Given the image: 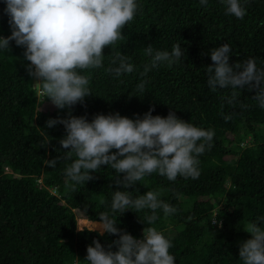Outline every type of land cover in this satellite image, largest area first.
Listing matches in <instances>:
<instances>
[{"label":"trees","instance_id":"obj_1","mask_svg":"<svg viewBox=\"0 0 264 264\" xmlns=\"http://www.w3.org/2000/svg\"><path fill=\"white\" fill-rule=\"evenodd\" d=\"M136 2L135 17L122 30L124 40L104 48L102 67L81 73L91 77V94L71 109H57L36 93L22 46L10 41L9 51L0 50V264H88L86 248L94 239L107 247L118 238L76 228V219L96 221L101 212L137 239L145 227L157 228L171 241L175 264H242L240 243L251 238L244 228L251 222L264 228V108L248 86L235 89L240 94L229 103L234 89L212 91L207 84L209 52L223 43L232 49L230 64L254 58L264 69V0H240L243 19L226 14L221 0H208L207 7L200 0ZM5 7L0 0V36L7 37ZM177 43L185 53L180 61L141 75L151 60L145 54L149 44L171 52ZM117 53L128 58L133 72L117 77L105 71L117 66L111 63ZM141 82L143 92L137 88ZM150 108L153 115L174 111L214 131L211 148L198 156L197 179L170 181L153 173L118 189L120 174L101 166L83 186L66 187L65 169L72 161L59 142L66 132L60 123L48 127L49 118H66L70 111L89 121L97 113L116 112L135 119ZM53 158L56 164L50 167ZM115 190L130 191L132 198L158 191L176 212L157 209L151 225L143 222L152 214L148 209L113 213Z\"/></svg>","mask_w":264,"mask_h":264},{"label":"clouds","instance_id":"obj_2","mask_svg":"<svg viewBox=\"0 0 264 264\" xmlns=\"http://www.w3.org/2000/svg\"><path fill=\"white\" fill-rule=\"evenodd\" d=\"M221 3L226 6V14L238 19L246 15L240 0ZM4 4L11 34L0 36V50L9 51L10 41L24 48L29 76L40 83L41 96L57 109L83 104L91 94L88 87L91 77L81 73L103 66L104 48L124 40L122 30L138 10L136 0H4ZM200 4L207 7L208 0H200ZM231 51L223 43L209 52L212 61L207 66L209 88L216 91L230 86L234 91L229 103H233L240 94L235 89L248 86L255 90L253 99L264 108V69L257 67L254 58L230 64ZM145 54L151 60L144 65L141 75L161 64L171 67L185 55L179 43L172 46L171 52L154 50L149 44ZM127 61V57L117 53L111 60L117 66L105 71L117 77L131 73L134 66ZM137 88L143 92L144 83ZM152 111L150 108L135 119L116 112L97 113L89 121L85 116L71 115L70 111L66 118H49L48 127L60 123L66 132L59 141L67 150L66 159L72 161L65 169L70 181L66 187L74 191L76 185L83 186L101 166H110L120 174L115 179L118 189H127L153 173L170 181L178 176L197 179L198 156L211 148L214 131L194 126L177 117L174 111L166 116L153 115ZM48 164L54 167L56 159L48 160ZM160 195L158 191H146L132 198L130 191L115 190L111 209L120 215L125 210H151L152 214L143 221L151 225L158 219L157 209H162L165 215L176 212ZM116 225L107 212L99 213V221L88 231L114 234L118 238L107 247L94 239L86 248L88 264H175V257L169 252L172 243L157 228L145 227L143 238L137 239ZM244 230L251 238L240 243L242 264H264V228L251 222Z\"/></svg>","mask_w":264,"mask_h":264},{"label":"rangeland","instance_id":"obj_3","mask_svg":"<svg viewBox=\"0 0 264 264\" xmlns=\"http://www.w3.org/2000/svg\"><path fill=\"white\" fill-rule=\"evenodd\" d=\"M34 81H35L34 85H35V88H36V93L41 95L42 89L39 87L38 81H36V80H34ZM37 180L40 181V178H37ZM86 220H88V219H86ZM78 221L79 220L76 219V228H81V227L93 228L95 226V222L99 221V220H96L94 223H87V224H80V222L78 223ZM89 221L91 222L93 220L89 219Z\"/></svg>","mask_w":264,"mask_h":264},{"label":"bare ground","instance_id":"obj_4","mask_svg":"<svg viewBox=\"0 0 264 264\" xmlns=\"http://www.w3.org/2000/svg\"><path fill=\"white\" fill-rule=\"evenodd\" d=\"M95 221H89V220H86V219H80V224H87V223H94Z\"/></svg>","mask_w":264,"mask_h":264}]
</instances>
